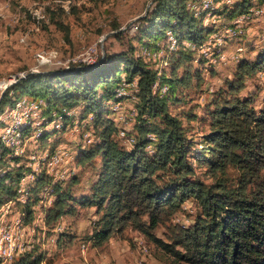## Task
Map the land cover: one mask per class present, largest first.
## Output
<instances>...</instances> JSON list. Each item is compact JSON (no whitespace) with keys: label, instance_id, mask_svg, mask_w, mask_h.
<instances>
[{"label":"trees","instance_id":"trees-1","mask_svg":"<svg viewBox=\"0 0 264 264\" xmlns=\"http://www.w3.org/2000/svg\"><path fill=\"white\" fill-rule=\"evenodd\" d=\"M204 1L191 0V9L197 4L201 5V10L212 8V3L202 7ZM154 2L155 5L139 21L134 35L139 48L130 45L127 51L106 53L93 65L78 64L66 69L29 72L3 92L0 114L5 108H22L24 112L31 106L25 102L22 104L26 106L21 107V102L15 106L20 98L26 94H45L42 119L55 112L62 117L59 130L64 131L68 121L74 125L73 118L66 117V113L70 115L68 111L79 107V115L75 118L79 126L85 124L87 128H94L95 140L79 150L76 165L97 166L96 181L90 195L73 198L75 205L96 209L98 219L93 223L89 237L94 246L102 245L114 232L131 228L148 242L188 264H264V98L262 106L257 109L255 97L240 95L245 80L264 69V49L251 60L239 61L232 79L226 80L225 86L220 87L211 100V108L206 113L208 119H204L207 121V132L202 136L204 146L196 151L195 158L207 166L206 172L212 181L206 184L195 176L189 155L193 149L192 141L187 138L182 119L169 111V104L176 100L177 89L186 84L185 78L174 76L176 66H173L171 75L160 74L146 61L151 55L143 57L137 53L140 48L151 53L159 51L158 42L170 31L179 44L174 48L175 52L191 57L184 51L185 42L201 45L215 30L196 22L186 9V0ZM236 2L220 12L228 22L240 16L235 26H238V20L250 14L253 7L258 9L260 4L264 5V0ZM236 28H232L233 32ZM165 48L169 49L168 46ZM163 87L166 92L161 90ZM121 89L129 92L128 96L135 100L131 108L135 114L134 134H125V138L132 142L131 147L122 146L112 138L120 130L113 120L108 119L111 106L123 97H118ZM23 112L29 116L30 125H18L15 122L17 116H14L0 135V211L12 203L20 209L17 207L20 204L19 185L27 168L32 170L30 157L37 155L29 152L25 139L28 128L34 126L31 123L33 113ZM15 113L12 112L10 118ZM193 119V116L188 117V120ZM2 125L0 121V127ZM10 129L16 132L13 136L19 144L16 147L12 146L11 139L6 138ZM39 138L42 139V134ZM17 150L23 153L17 154ZM25 154L28 166L20 169V157ZM95 158H99L98 165ZM12 163L17 166H11ZM42 170L47 173L46 165L38 172ZM230 171L235 173L234 178ZM71 178L65 189L60 183L51 185L52 195H57L53 203L55 212L50 210L48 214L49 217L53 215L52 219L64 213L66 201L71 198L69 188L78 177ZM50 179L43 172L29 184V194L35 199L26 202V217L20 214L22 228L34 225L28 222L32 218V208L41 198L38 193L51 184ZM188 199L197 205L193 222L189 225L173 224L172 218ZM68 212L73 213V209ZM161 226L168 231L167 241L155 235ZM29 250L19 264L41 262V256L31 259L33 251Z\"/></svg>","mask_w":264,"mask_h":264},{"label":"rangeland","instance_id":"rangeland-1","mask_svg":"<svg viewBox=\"0 0 264 264\" xmlns=\"http://www.w3.org/2000/svg\"><path fill=\"white\" fill-rule=\"evenodd\" d=\"M190 1L186 0V9L196 22L202 27L210 26L215 30L208 34L201 45L197 46L191 41L185 42L184 51L191 57H183L175 52L174 48L179 44L170 31L158 42L159 51L151 53L145 48H140L137 54L144 57L149 53L150 60L146 59L149 67L160 74L171 75L176 66L174 76L185 78L186 84L177 89L176 100L169 104V111L180 116L187 129V138L192 141L193 149L189 155L195 167V176L209 184L212 179L206 172L207 166L195 160L196 151L204 146L202 136L207 132V121L204 119H208L206 113L211 108L210 103L215 92L225 86L226 80L232 79L238 62L242 59L251 60L264 49V5L260 4L258 9L253 7L248 17L246 16L239 26H235L234 23L240 16L228 22L220 12L226 6L235 5L236 0H226L225 3L217 0L220 3H212L213 6L211 5L209 10L195 11L191 9ZM154 5V0H0V97L9 86L29 72L66 69L70 65L78 64L93 65L101 61L106 53L124 52L130 45L139 48L134 39L137 26ZM232 28H236V31L233 32ZM200 59L204 62H200ZM161 90L166 91V87ZM128 94L129 92L125 91L122 99L111 106L108 119L113 120L118 131L120 130L118 135L114 134L112 138L122 146L131 147L132 142L125 138V134H134L132 129L135 114L131 108L135 100ZM240 95L255 97L254 105L260 109L264 98V69L245 80V88ZM20 99L15 106L25 102L37 107L31 118L34 126L28 128L25 135L29 152L39 156L44 153L52 155L58 151L71 153L68 161L61 162L58 164L60 166L57 165L53 170L59 171L62 176L55 177V174L50 175L51 171L38 172L30 168H27L23 176L30 177L33 182L38 174L44 172L45 175L49 174L52 180L50 185L43 187L38 193L41 198L32 208L34 211L31 221L28 222L36 227L34 226L33 231L26 230L23 236L24 245H27L24 250L30 248L29 251H33L31 259L41 256L39 264H188L148 242L141 233L131 228L114 232L102 245L94 246L89 237L93 223L98 219L96 209L94 206H80L73 202V198L90 195L96 181L97 166L92 168L88 163L76 165V154L79 150L95 140L94 128H87L85 124L79 126V121L75 120L80 111L77 107L68 111L70 115L66 113V117L73 118L74 125L68 121L66 129L59 130L62 127V117L57 116L55 112L45 115L42 119L45 94H26ZM15 111L10 118L11 113ZM22 112V108L4 109L0 114V121L4 124L0 127V135L10 120H14V116H19ZM189 116L194 119L188 120ZM89 120L92 118L89 117ZM41 134L42 139L39 138ZM26 156L27 154L20 157V169L28 166ZM98 160L99 158L94 159L97 165ZM229 173L234 178L235 173ZM76 176L78 180L69 188L71 198L66 201L64 213L52 219L53 213L51 217L48 214L50 210L55 212L53 203L57 195H52L51 185L60 183L65 189L72 181L71 177ZM24 178L19 186L26 185ZM34 199L33 195L30 198L27 196V201ZM26 202L17 205L20 209L16 208L15 225L20 221L22 214L26 217ZM70 209H73V213L68 212ZM197 211L196 203L188 199L174 215L172 223L189 225ZM10 222L12 223V220H9ZM25 225L28 226L26 223ZM167 232V229L161 226L156 229L155 235L167 241ZM24 255L17 257L14 264H19Z\"/></svg>","mask_w":264,"mask_h":264},{"label":"bare ground","instance_id":"bare-ground-1","mask_svg":"<svg viewBox=\"0 0 264 264\" xmlns=\"http://www.w3.org/2000/svg\"><path fill=\"white\" fill-rule=\"evenodd\" d=\"M214 0H205L204 4L202 5V7H206L208 6L210 3H213ZM226 1V0H224ZM237 1V0H236ZM240 1V0H239ZM232 2V1H231ZM234 2V1H233ZM225 3V2H224ZM234 4V3H233ZM201 8V5L197 4L193 10H198ZM264 13V12H263ZM243 20L245 19H241V20H238L236 22V24L239 26V23L240 22H243ZM225 42V41H224ZM149 54V53H148ZM148 54H147V57H148ZM206 55V54H205ZM211 59V58H210ZM220 58H217V60H219ZM221 60V59H220ZM133 86V85H132ZM129 87V86H128ZM135 87V86H134ZM124 91V92H123ZM166 92V91H165ZM119 96H123V94L125 95V90L124 89H121L119 92H118ZM163 94V93H162ZM23 106H26L24 103L21 105V107ZM36 108L37 107H34V106H31L29 109L25 108L24 109V112L23 113H27V114H30V113H35L36 112ZM38 110V109H37ZM123 113V112H122ZM38 114V113H37ZM30 121V118L28 115H24V114H21L19 116L16 117L15 119V122L20 125V124H27V125H30L29 123ZM79 129V128H78ZM7 136L6 138L7 139H11L12 140V146L16 147L18 146V142L17 140L13 137L14 135H16V132L15 130H8L6 132ZM18 137V136H17ZM13 138V139H12ZM68 151V150H67ZM59 152H56L54 153L53 155H49V154H43L41 156L39 155H33L30 157V160L33 162V165H32V169L34 171H38L43 165H46L47 167V173L49 171L50 172V175L51 176H54L55 174V177H57L58 175L62 176V173H60L59 171H53L55 170V168H57L55 165L57 162H58V156H59ZM62 152V151H61ZM17 154H20V153H23V152H19L17 150L16 152ZM63 155H66V160L68 161V159L71 158V153L70 152H64L63 151ZM60 166V165H58ZM53 168V170H52ZM59 168V167H58ZM63 172V171H62ZM68 172V171H67ZM68 174V173H67ZM49 175V174H48ZM53 177V178H55ZM59 177V176H58ZM66 177V175H65ZM30 177H27L24 181L26 182V185H24V187L20 186L19 187V191H18V202L20 204H25V202L27 201V196L29 194V187L31 183L29 182H32V180L30 181L29 179ZM35 179V178H33ZM60 179V178H59ZM30 195V194H29ZM31 196V195H30ZM25 198V199H24ZM15 215H16V206H15ZM2 219V212L0 213V220ZM9 220H12V219H3L2 222H1V233H8L11 231L12 229V232H19V230H24L23 231V236H24V233L26 230H31L33 231L32 229H34V226H29V227H26V228H22L20 225H19V222L15 225V223L17 222V215L15 216V222H14V225H12V223L10 222L9 223ZM36 227V226H35ZM39 228V226H38ZM36 233V232H35ZM29 234V233H28ZM23 236H22V243L24 245V242H23ZM30 249V248H28ZM27 249V250H28ZM27 250H24V246H23V252L22 254H19V241L18 240H10V244L8 245V251L6 253V260H9V263L8 264H14L15 260L17 257H19L20 255H24V253L27 251ZM0 264H5V258H4V255H3V243L0 241Z\"/></svg>","mask_w":264,"mask_h":264},{"label":"built area","instance_id":"built-area-1","mask_svg":"<svg viewBox=\"0 0 264 264\" xmlns=\"http://www.w3.org/2000/svg\"><path fill=\"white\" fill-rule=\"evenodd\" d=\"M7 86V85H6ZM3 86V87H6ZM66 161V155H63V151L59 152L58 156V162L55 165L60 164L61 162ZM53 170V168H52ZM15 204L12 203L10 205L4 206L0 212H2V219L0 220V241L3 243V255L5 258V264L9 263V260H6V253L8 251V245L10 244V240H18L20 241V251L19 254H22L23 252V245L22 243V236H23V231L25 230H19V232H12V229L8 233H1V222L3 219H12V225H14L15 222ZM29 246V245H28Z\"/></svg>","mask_w":264,"mask_h":264},{"label":"water","instance_id":"water-1","mask_svg":"<svg viewBox=\"0 0 264 264\" xmlns=\"http://www.w3.org/2000/svg\"><path fill=\"white\" fill-rule=\"evenodd\" d=\"M1 96H2V94H1Z\"/></svg>","mask_w":264,"mask_h":264}]
</instances>
